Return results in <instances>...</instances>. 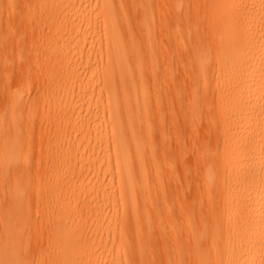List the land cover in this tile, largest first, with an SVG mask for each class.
<instances>
[{
    "label": "bare ground",
    "instance_id": "bare-ground-1",
    "mask_svg": "<svg viewBox=\"0 0 264 264\" xmlns=\"http://www.w3.org/2000/svg\"><path fill=\"white\" fill-rule=\"evenodd\" d=\"M166 1L167 15L156 1L29 0V11L36 3L45 12L33 28L47 40L32 55L49 78L39 97L28 102L20 91L16 100L40 109L33 127L54 132V162L77 166L47 179L50 201L64 212L57 240L31 263L14 227L0 223V264H264V0ZM158 18L156 70L141 37ZM160 76L166 104L156 129L149 92ZM11 154L0 146V173L11 169ZM151 181L162 213L148 214V229L159 226L161 251L153 236L141 238L139 224H114L121 192L135 221V196L153 204ZM24 196L6 193L22 207L30 204ZM81 198L88 203L72 219L68 209ZM87 229L99 240L82 243Z\"/></svg>",
    "mask_w": 264,
    "mask_h": 264
},
{
    "label": "rangeland",
    "instance_id": "rangeland-1",
    "mask_svg": "<svg viewBox=\"0 0 264 264\" xmlns=\"http://www.w3.org/2000/svg\"><path fill=\"white\" fill-rule=\"evenodd\" d=\"M143 1H156L157 12H161L163 9L165 12L169 9L166 0ZM29 5V0H0V146L7 144L10 152H12L11 156L5 155L4 157L5 160H12L9 163L11 169L0 173V223L14 227L18 247L26 249L32 257L31 263H35L40 254H44V245L51 244L55 239L57 240L58 219L64 213L60 211L58 205L55 206L57 201L53 203L50 201L54 183H48L47 179L53 171L68 174L74 167L76 169L77 164L60 168L59 164L54 162L58 150L54 145L48 143L53 139L54 132L49 129L41 130L39 125L36 124L42 119L40 109L36 110L35 107L31 106V103L23 109L16 100L18 92L21 91L22 96L30 102L32 97L40 90L41 84L43 85L44 81L49 78L46 66L39 61L37 62L32 55V52L44 46L47 40L48 33L42 31L37 33L33 28L35 24L44 23L45 12L36 3L34 11H29ZM164 15H167V12ZM162 22V19H156V31L141 37L143 46L152 49L151 55L155 60L151 62L156 70L157 67L162 66L161 46L164 31ZM10 24L16 26L15 30L10 27ZM61 31L62 29L58 28L55 33L59 34ZM146 61V66H152L149 58ZM156 81L157 84L154 88L151 87L149 92L151 95L149 116L154 127L158 129L162 109L166 103L158 88L162 87V77L160 76ZM39 96L36 95L35 98ZM30 108L33 110L32 113H29ZM33 120L36 122L34 127ZM25 122L31 123L33 129L28 127L21 133L17 132L16 128L20 124L22 126ZM157 145H159L158 140H156ZM131 151L134 155L135 148H132ZM141 151L144 152L143 149L140 150V153ZM159 167H161V164H159ZM138 174L135 180L136 184L140 185ZM149 186L155 194L153 204L146 205V196L142 193L134 197L139 209L138 221L134 220L135 217L131 210V198H127L126 194L121 192V195H119L121 200L117 205L118 209L114 224L120 225L124 221H129L131 229L139 224L141 238L145 239L149 235L153 236L158 250L161 251L159 226L153 225L152 229L149 230L147 216L152 214L158 217L162 213L161 204L156 200L161 197L162 191L155 181H151ZM13 187L22 194L25 193L24 198L28 199L30 204L22 207L18 202L15 204V201L13 203L8 201L6 193ZM7 203L10 205H7ZM87 203L86 198H81L69 207V214L74 213L72 219L78 217V212ZM155 223L157 224V220L154 221ZM80 229L81 227L78 226L68 230L70 232H80ZM84 235L85 238H83L82 243L85 242L87 245H90L95 237H97V240L100 237L92 234L89 229L84 231ZM122 245L124 250L128 251L126 243L124 242ZM95 251H99V248H96ZM137 256L139 257V254ZM76 258L79 259L78 254H76ZM52 263V261L46 260L42 264Z\"/></svg>",
    "mask_w": 264,
    "mask_h": 264
},
{
    "label": "snow or ice",
    "instance_id": "snow-or-ice-1",
    "mask_svg": "<svg viewBox=\"0 0 264 264\" xmlns=\"http://www.w3.org/2000/svg\"><path fill=\"white\" fill-rule=\"evenodd\" d=\"M10 27L13 29V30H15V25L14 24H10Z\"/></svg>",
    "mask_w": 264,
    "mask_h": 264
}]
</instances>
